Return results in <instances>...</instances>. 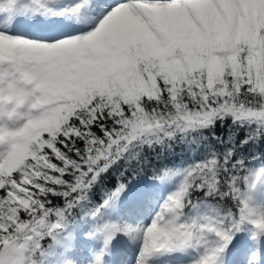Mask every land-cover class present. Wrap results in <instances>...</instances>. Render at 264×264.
Instances as JSON below:
<instances>
[{"label": "snow or ice", "instance_id": "obj_1", "mask_svg": "<svg viewBox=\"0 0 264 264\" xmlns=\"http://www.w3.org/2000/svg\"><path fill=\"white\" fill-rule=\"evenodd\" d=\"M0 264H264V0H0Z\"/></svg>", "mask_w": 264, "mask_h": 264}]
</instances>
